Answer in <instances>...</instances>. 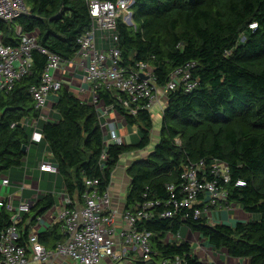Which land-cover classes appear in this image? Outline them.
I'll list each match as a JSON object with an SVG mask.
<instances>
[{"label": "trees", "instance_id": "1", "mask_svg": "<svg viewBox=\"0 0 264 264\" xmlns=\"http://www.w3.org/2000/svg\"><path fill=\"white\" fill-rule=\"evenodd\" d=\"M24 1L26 13L12 23L0 20L2 44L17 47L20 39L15 28L20 26L63 62L73 60L79 38L91 27L92 0ZM132 10V26L121 18L117 21L123 64H149L161 87L172 71L194 61L198 85L190 92L181 86L168 93L157 143L146 157L126 167L129 185L124 209L134 211L145 203H158L150 208L155 216L140 223V229L153 235L151 258L134 259L130 264H162L175 256L183 257L186 264H204L188 241H164L168 233L181 234L185 228L198 234L212 251L224 250L247 264H264V0H134ZM253 23L255 29L250 28ZM31 58L29 72L10 92H0V178L22 168L28 156L22 148L29 145L30 133L21 123L38 117L30 90L40 84L47 63V56L38 49L31 52ZM96 94L98 102L112 107L126 126L138 128L136 143L107 144L98 103L82 101L64 85L55 93L52 107L57 120L40 126V143L46 144L58 168L55 184L60 181L65 193L80 201L85 179L97 180L98 190L104 192L121 157L144 150L152 142L150 111L140 109L133 116L122 106L123 94L105 87ZM216 159L230 169L231 182L225 186L229 202L259 215V220L211 225L202 217L184 221L179 216L162 217L172 194L167 186L178 190L183 167L202 160L209 165ZM239 179L245 187L234 186ZM55 204L53 193H46L24 218L32 216L35 221ZM10 223L9 213L1 209L0 229ZM31 225L33 221L17 225L20 245ZM38 237L47 248L66 239L58 223Z\"/></svg>", "mask_w": 264, "mask_h": 264}, {"label": "built area", "instance_id": "2", "mask_svg": "<svg viewBox=\"0 0 264 264\" xmlns=\"http://www.w3.org/2000/svg\"><path fill=\"white\" fill-rule=\"evenodd\" d=\"M133 4L134 0H118L115 3L90 1L91 27L79 38V50L70 61L74 63L78 57L80 61L77 64L87 71L86 80L90 84L93 102L98 103L107 144L108 136L110 141L116 144H122L125 140L117 134L118 125L103 122L115 112L112 107L98 102L96 92L99 88L105 87L109 91L123 94L122 106L135 116L140 109L151 112L152 107L159 102L166 103L168 93L178 87L183 86L186 92H190L198 85V79L193 75L196 65L194 61L172 71L168 82L161 87L156 84L153 68L149 64L139 62L135 67L123 64L116 27L119 18L128 26L133 25ZM27 10L24 0H0V20L4 22L12 23ZM129 22L132 24L129 25ZM250 28L255 29L256 24H251ZM15 32L20 39L17 47L3 45L0 32V92H10L17 81L29 72L32 66L31 52L34 49L47 56L41 82L30 90L38 117L27 118L21 123L22 126L33 129L30 141L40 142L43 134L39 131L38 122L40 119L50 120L51 110L48 102L63 85L57 73L65 62L55 53L39 46L36 35L23 33L20 26H16ZM142 74L147 78H142ZM108 126L111 129H108ZM105 156L104 151L100 159L104 160ZM35 170L58 173L55 163L44 160L40 161ZM27 178V167H24V180ZM230 182V169L224 161L216 159L209 165L204 160L187 164L183 167L178 190L175 192L174 185L167 186L168 191L172 193L171 200L161 216H179L183 221L191 217H202L211 225L231 223L229 212L233 203L229 202L228 190L225 187ZM97 184V180L85 179L86 190L81 195V201L72 199L65 193L54 224H60L66 239L53 248H47L32 230L20 245L21 233L17 225L23 221L25 214L31 211L38 197H34L35 201L24 198L22 192L28 186L24 182L13 183L8 174L2 176L0 210L4 209L9 213L11 223L0 229V264H54L59 259L68 258L78 264H101L103 260H108L110 264L121 261L130 264L138 258L149 260L153 235L145 229H140V223L155 216L150 208L158 203H145L137 206L134 211L120 210L111 203L109 188L100 192ZM245 185V181L241 179L234 183L235 187ZM11 188L14 190L10 191ZM3 189L7 191L2 192ZM15 201H18L17 205L14 204ZM177 240H182L180 233H168L164 239L167 243ZM197 249L203 251L205 248L199 245ZM162 264L186 263L183 257L175 256Z\"/></svg>", "mask_w": 264, "mask_h": 264}, {"label": "crops", "instance_id": "3", "mask_svg": "<svg viewBox=\"0 0 264 264\" xmlns=\"http://www.w3.org/2000/svg\"><path fill=\"white\" fill-rule=\"evenodd\" d=\"M98 45L100 46V42ZM75 60L76 61L74 63L65 62L62 66V69L60 71H58L57 76L60 77V79L63 81V85L66 86L72 93H74L82 101L93 102L94 97H93L91 90H90V84L86 80L87 71L83 67H81L79 64H77L80 61L78 57ZM54 100H55V95H52L50 97L49 102H48L49 109L51 110L50 121L57 120V118H58L57 113L52 108ZM165 106H166V103L161 101L158 104H156L154 107H156V109L158 111L163 112ZM161 116H162V114H161ZM31 118H28V119H31ZM45 122L46 121L44 119H40V121L38 122L39 131H41L40 130L41 124L45 123ZM103 122H106L109 125L112 123H115L116 125H118L117 134L121 137L124 136V138L129 137V139H130V136L126 135V133L128 132L126 124H125L123 118H121L119 115L111 113L107 119L103 120ZM28 129H29L30 140H31V137L33 134V129H31V128H28ZM108 129H111L110 126H108ZM153 130H154V128H153ZM159 131H156L157 138L155 139L154 142H152V145H150L149 147H147L144 150H140L138 152H133V154L137 155V157H139V158L146 157L150 153V151L152 150L154 145L157 143V141L159 139ZM152 141H153V139H152ZM40 142H31L30 141L29 145L27 146L28 156L25 159L24 166L22 168L12 170L10 173H8V175H9V177L13 183L24 182L28 186L27 188H25L23 190L22 196L24 198L32 199L33 201H35V198H34L35 196L40 198L42 195L49 193V192H52L55 194L54 191H56L58 185H60L59 181H57V184H55L56 174L47 173V172H39L38 170H35L37 168L38 164L40 163V161L44 160L47 162L54 163L53 155H51L50 152L48 151L46 144L44 142L43 143H40ZM108 143H113L112 141H110L109 136H108ZM150 147H151V149H150ZM126 156H128V155L126 154ZM121 159H123V163L118 164V166L114 170V172L112 174V180H111V183L109 186V191L111 193L112 202L114 203V206H116L120 210L124 209V201H125L126 191H127L128 185H129V178L127 177L126 172H125L126 167L128 166V165H126L127 159L125 156L124 157L122 156ZM133 159L135 160L136 158H133ZM133 159L130 162H132ZM24 167H27V172H28V176H29V178H27L25 180H24ZM30 169H31V175L29 173ZM32 170H34V171H32ZM30 177H32V179ZM45 177H47V180H48V184L46 183L45 189L43 191L37 190L38 193H35L34 190L42 187V183H43V180H45ZM28 180H30V182H28ZM118 180H120V181H118ZM52 181L54 183V190L49 191ZM124 188L126 190H124ZM61 189H62V192H60L58 194V196L62 200V197L65 195V190H64L63 185L61 186ZM12 190H14V188L10 189V191H12ZM6 191H7V189L2 190V192H6ZM54 197H55V195H54ZM55 200H56V198H55ZM29 202H31V201H29ZM14 204L17 205L18 201H15ZM115 204H117V205H115ZM57 213H58V209H56L51 214L47 215L46 219L43 218L44 217V214H43L42 216H38L35 221L33 220L32 216H30L31 218H29V217L23 218V221H24L25 225H28L29 223H31V221H33V225H31V228H30V230H32V231H33L34 227H39V228L42 227L43 230H46L52 224L55 223ZM233 221L234 220H232V222ZM200 245L205 248L203 251H205L206 255L209 254V252H210L209 258H211V261L209 262V264H214L215 263L214 262L215 261L214 255L215 254H213L211 249L209 247H206V245H203L202 243ZM222 252L225 253L224 250H222ZM227 257H229V256H227ZM126 263L128 264V262H126ZM32 264H36V263H32ZM54 264H78V263L68 261L67 259H59V261L55 262ZM101 264H110V262L108 260H103L101 262ZM234 264H247V260H245V259H234Z\"/></svg>", "mask_w": 264, "mask_h": 264}, {"label": "rangeland", "instance_id": "4", "mask_svg": "<svg viewBox=\"0 0 264 264\" xmlns=\"http://www.w3.org/2000/svg\"><path fill=\"white\" fill-rule=\"evenodd\" d=\"M151 113H152V119H153V123H154V130L152 132V139L154 142L155 139L157 138L156 136V131H159L160 130V124H161V114L162 112L161 111H158L156 109V107H152L151 109ZM127 129H128V132L126 133V135H129L130 136V139L129 137H126L124 138L125 139V143H130V142H134L136 143L140 136H139V132H138V128L136 126L134 127H131V126H126ZM132 136V137H131ZM124 137V136H123ZM152 142H151V145H152ZM151 149V147H150ZM138 152V151H137ZM128 156H126V154L124 155L126 157V165H130V161L133 159V158H136L138 159L139 157H137V155H134L133 152L132 153H129L127 154ZM123 156V157H124ZM125 159V158H124ZM135 159V160H136ZM134 160V159H133ZM123 163V159L120 160L119 164ZM30 175H31V169H30ZM54 181V180H53ZM51 183V187H50V190L49 191H53L54 190V183ZM120 181V180H118ZM28 182H30V180H28ZM60 182V181H59ZM46 183L48 184V180H47V177H45V180H43V183H42V187L41 188H38L36 190H34L35 193H38V191H43L46 187ZM60 185H58L56 191L55 192V198H56V204L53 208H51L50 210H48L45 214H44V219H46L47 215L51 214L52 212H54L56 209H58V211L60 210L61 208V203H62V200L59 198L58 194L60 192H62V189H61V186H62V183L60 182L59 183ZM38 190V191H37ZM124 190H126L124 188ZM112 203V201H111ZM114 204V203H112ZM117 205V204H115ZM260 216L257 215V214H249L245 211L242 210V208H240L238 205H235V204H231V211L229 212V219L231 220H234V221H250V220H259ZM43 229L42 227L39 228V227H34L33 231L38 234L39 232H41ZM181 237L182 239L188 241L192 247L194 248V252L197 256H199L200 260L204 263V264H209V262L211 261V258L210 257V252L209 254H205L204 251H200L197 249V247L202 243H205L206 247H209L206 243L205 240L203 239H200L198 234L196 233H192L189 229L185 228L182 232H181ZM179 241V240H177ZM212 251V250H211ZM214 255V259H215V263L214 264H234V259L231 258V257H227L225 255V253L222 252V250L220 251H212ZM68 261H72V262H75L73 259L71 258H68L67 259ZM76 263V262H75ZM117 264H127L126 262H119Z\"/></svg>", "mask_w": 264, "mask_h": 264}, {"label": "water", "instance_id": "5", "mask_svg": "<svg viewBox=\"0 0 264 264\" xmlns=\"http://www.w3.org/2000/svg\"><path fill=\"white\" fill-rule=\"evenodd\" d=\"M131 24H132V23L129 22V25H131ZM141 77H142V78H145V79L147 78V77L144 76L143 74L141 75ZM26 150H27V147H26V146H23L22 151H23V152H26Z\"/></svg>", "mask_w": 264, "mask_h": 264}]
</instances>
